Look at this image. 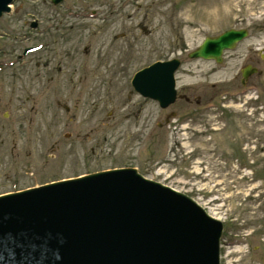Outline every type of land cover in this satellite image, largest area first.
<instances>
[{
	"label": "rangeland",
	"instance_id": "rangeland-1",
	"mask_svg": "<svg viewBox=\"0 0 264 264\" xmlns=\"http://www.w3.org/2000/svg\"><path fill=\"white\" fill-rule=\"evenodd\" d=\"M50 2L15 0L11 15L0 20V195L134 168L222 223L220 264H264V95L238 98L232 79L243 58L230 59L260 46L252 34L211 76L210 62L187 58L208 37L264 23L263 0H214L208 10L185 0H64L59 6L71 13L70 35L59 33L61 44L20 60L43 41L31 23L52 8ZM99 2L122 11L121 27L107 23L101 30L83 20L89 4L97 8ZM121 37L117 54L110 46ZM108 57L121 60L127 72L114 81L116 93L73 88L81 73L75 69L87 62L89 70ZM173 59L183 62L176 74L179 94L187 85L220 87L218 95L198 94L203 109L189 129L184 124L192 106L178 100L161 110L131 87L137 72ZM59 62L69 76L51 83L53 74L43 65ZM172 113L176 119L166 125Z\"/></svg>",
	"mask_w": 264,
	"mask_h": 264
},
{
	"label": "water",
	"instance_id": "water-1",
	"mask_svg": "<svg viewBox=\"0 0 264 264\" xmlns=\"http://www.w3.org/2000/svg\"><path fill=\"white\" fill-rule=\"evenodd\" d=\"M13 3L0 0V19ZM246 38L244 30L227 31L189 58L221 63ZM179 68L178 60L157 63L133 86L167 109L177 100ZM222 233V223L191 198L134 169L0 197V264H220Z\"/></svg>",
	"mask_w": 264,
	"mask_h": 264
},
{
	"label": "flooded vegetation",
	"instance_id": "flooded-vegetation-1",
	"mask_svg": "<svg viewBox=\"0 0 264 264\" xmlns=\"http://www.w3.org/2000/svg\"><path fill=\"white\" fill-rule=\"evenodd\" d=\"M186 6L190 4L199 5L201 8H209V1L210 3L214 0H185ZM263 6H264V0H263ZM87 8L89 11H86L85 16L83 17V20L89 23H94L99 26V29H105L107 23L111 24L110 27L113 30L117 27H121L120 19L119 17L122 15V11L119 8H108L105 6V4L99 2L98 7L95 8L92 6V4H89ZM93 8V10L91 9ZM45 12L40 14V16L37 18V36L42 38V45L44 48L41 52L48 53L49 47L53 48L55 45L61 44V42L64 41L65 36H63L61 39H59V33L60 35H63L62 32H67V34L70 35V31L73 30L72 26L68 21L70 20L69 16L70 13L68 12V9L65 8H58V7H52L49 9H45ZM244 29V28H239ZM246 30L249 32L250 38H252V34L254 35L255 40L258 42L259 46L258 48H250L246 50L242 55H234L230 59L232 61L241 60L243 58V63L241 67L239 68V72L232 79V82H234L237 86V92L238 98H244L245 94L244 92L247 91L249 93H254L255 90L256 93H260V95H264V23L257 25L256 27L252 28H246ZM68 36V35H67ZM123 37H126L124 35ZM122 41L121 39H114L111 43L112 46L115 47V52L117 54L120 51H117V48L119 49V46H114L115 44H118L119 41ZM241 44L236 48V50L233 52H237V50L240 48ZM40 52V53H41ZM86 53L89 54L88 50H86ZM227 53L224 55V60ZM97 58V57H96ZM115 58V57H114ZM114 58L108 57L107 60L105 59H96L95 63L92 65V67L89 66V70L86 68L87 62H85L84 67L81 66L79 69H75V71H80V77L77 81V83L73 82V88L78 89L77 91L80 94H100L101 92H98L100 90H110V93H116V85H114V81L117 79H121L123 75L125 74V69L123 68V64L121 60H119L117 57L115 61ZM212 64V69L210 70V73L207 76L214 75L218 72L221 65H218L216 62H210ZM60 65L51 67L50 63H46L43 65V69H46L50 73L53 74L51 77V83L56 81V77L61 74V78L63 79V76H69L67 71H64L62 68L63 63L59 62ZM39 65V64H38ZM42 66L41 64L39 67ZM128 64H126V67ZM67 68V66H65ZM66 70V69H65ZM244 70H246V74H244ZM69 71V70H68ZM127 73V72H126ZM93 76V77H92ZM92 81H91V80ZM206 79V78H205ZM109 80V82L107 81ZM70 85V83H69ZM58 87V84H57ZM56 87V90H57ZM61 87V86H60ZM207 88V89H206ZM23 89H25L23 87ZM205 89V90H203ZM220 87L217 84H207L206 87L203 88V85H187L186 87H183L182 93L178 96L184 97L181 101L185 102L189 107L192 108L193 111L189 112V116H186L185 118V129H189L190 126L195 124L196 120L195 118V112L198 110L203 109V103L202 100L198 97V94L205 93L207 94V91L218 95ZM59 90V89H58ZM57 90V91H58ZM195 97V104L193 105L191 101V97ZM147 101V100H146ZM100 103V101H98ZM100 105H102L100 103ZM197 125V122H196ZM193 127V126H192Z\"/></svg>",
	"mask_w": 264,
	"mask_h": 264
}]
</instances>
